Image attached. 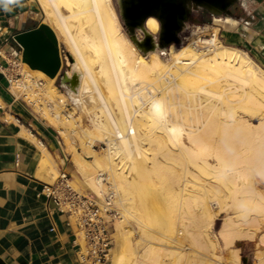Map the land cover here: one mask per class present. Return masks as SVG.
<instances>
[{"label":"bare ground","instance_id":"1","mask_svg":"<svg viewBox=\"0 0 264 264\" xmlns=\"http://www.w3.org/2000/svg\"><path fill=\"white\" fill-rule=\"evenodd\" d=\"M36 1L69 48L73 67L62 77L70 96L79 101L86 89L99 101L98 111L89 110L92 127L83 129L84 150L76 152V159L89 190L102 195V177L108 173L116 191L125 219L113 232L111 264L152 257L157 232L167 244L177 243V226L188 231L192 204L202 220L196 237L200 246L217 248L207 231L216 207L231 213L220 229L225 245L257 237L264 264V194L256 187L257 179L264 181V71L245 52L222 44L217 33L181 47L179 38L167 50L160 47L161 21L155 16L138 28L142 39L135 33L129 37L113 0ZM193 6L197 4L186 1L187 15ZM157 46L163 49L157 51ZM28 69L44 80L45 95L55 101L53 80ZM19 87L24 83L13 88L15 94ZM70 117L48 119L67 141L75 140ZM28 138L35 141L31 134ZM95 139L107 145L103 158L94 152ZM42 150L43 169L52 171L44 145ZM91 155V169L85 170L82 162ZM47 184L54 190L53 183ZM126 224L137 225L140 240H134ZM78 241L83 244L82 237ZM142 243L144 254L137 250ZM240 250L231 255V264H241Z\"/></svg>","mask_w":264,"mask_h":264},{"label":"crops","instance_id":"2","mask_svg":"<svg viewBox=\"0 0 264 264\" xmlns=\"http://www.w3.org/2000/svg\"><path fill=\"white\" fill-rule=\"evenodd\" d=\"M10 8L5 11L0 5V263L76 264L82 244L77 223L46 195L49 182L40 176L46 173L39 142L49 154H61L56 131L10 87V60L17 57L14 51L21 53L14 37L40 21L31 0ZM204 9L193 6L188 18L201 20ZM216 18L222 20L218 29L226 46L245 52L264 71V0H237Z\"/></svg>","mask_w":264,"mask_h":264},{"label":"rangeland","instance_id":"3","mask_svg":"<svg viewBox=\"0 0 264 264\" xmlns=\"http://www.w3.org/2000/svg\"><path fill=\"white\" fill-rule=\"evenodd\" d=\"M31 1L34 5V11L36 13V17L38 18L40 23L44 22L50 25L42 6L36 0H31ZM113 4L117 11L119 20L121 22L123 32L129 37H130V34L135 33L138 35L140 39H142L144 37V34L140 32L138 28L135 29L134 32H131L130 28L125 23V20L121 14L122 10H121L120 0H113ZM223 16L224 14L213 13L212 11H209L208 9L207 10L204 9L200 11L201 20H198L196 16H193V15L190 16V18H188L184 22L182 28L178 31L177 36L180 39V42L176 44L179 47H181L188 43H192L193 40L197 39L198 37L210 38L213 33H217V38L220 39L222 44L226 45L220 37V29H218V27H220L222 24V20L220 18H216V20L214 21L215 17H223ZM58 40L60 43L61 54L63 57L62 69L55 79H50L46 75V77L49 80H54L53 84L57 88L58 93L56 94L55 101L50 100L45 95V91L41 85V83L44 80H42V78L40 79V77H38L37 74L29 73L30 72L28 69L29 67L22 62V58H20L22 54L19 51H18V54L15 51L13 52L14 55L18 57V61H17V57L11 58L10 60V65H11L10 73H9V79L11 80L10 87H11L12 92L14 93L13 88L18 86L19 82H23L25 87L24 88L19 87L20 93L19 94L14 93V94L20 100H23L25 103H27L28 106L31 109H33V112L37 115V117H39V119L43 120V122L46 125H49L51 128L55 129L56 131L57 140L59 142L58 143L59 148L61 149V154L59 153H56V155L49 154V157H50L49 162L52 166V171L45 170L46 175L40 174V176L46 178L49 183H53V188H55L57 192L56 194H59L61 196H63L64 194L63 193L64 191L61 190L62 186L60 185V177L63 172L68 173L69 185L74 191L84 194V195H96L94 192H92L86 187L85 185L86 180H87L85 178L86 176L83 175V173H80L78 171L76 152L84 150L81 143L83 142L82 141L83 138L84 140L86 139L84 136L85 134L82 131L84 128L85 129L87 128L89 130L92 127V121L90 118L93 112L89 110L98 111L99 101L98 100L96 101L95 99H93L90 93H88L86 89L83 92H85L87 95L81 92L82 93L80 95L81 98L80 96L77 98L79 101L77 100L75 101L76 97L70 96L69 91H67L68 86L63 84L62 76H64L65 73L71 70L73 66L70 65V63L72 61L70 60L68 56V54L70 53H69V48L67 44L62 39H59V37H58ZM156 41L158 42L160 47H167V45L161 44L159 35L156 38ZM160 47L157 46V51L163 49ZM165 49L167 50L168 47ZM139 52H141V50H139ZM87 98L89 99L92 98L93 100L92 99L91 100L93 102L92 101L90 102V100ZM94 100H95V103H94ZM59 101H64V103L63 104L59 103ZM92 103H94L95 105L94 104L92 105ZM83 104L85 105L86 108L84 107ZM93 106H95L96 108ZM82 109L84 110L82 111ZM56 114H60L62 119L63 118L71 119L70 115H72V118L75 123V129H76V132H72V134L75 137V140L69 138V141H67V137L65 136L64 133H61L58 128L49 124L48 119L50 118L52 120H56L55 119ZM258 119L259 118H256L255 122H257ZM23 129L27 131L25 128ZM33 142L38 143L36 139ZM39 143L42 146L41 147L42 149L43 144L41 142ZM106 148H107V145L104 142L98 139H95V148H94L95 151L94 152L99 158L104 157V150ZM84 159L85 161L83 160L82 164L87 165L84 167L85 170H90L91 169V167L89 166L90 161L94 160V156L91 155V157L88 159L84 157ZM104 175L106 178L109 177L108 173H105ZM107 181L111 183L110 180L107 179ZM256 187L261 193L264 194V181L261 178L257 179ZM103 189H106V185L104 182H103ZM156 204L157 206L159 204L158 207H162V205L159 202H157ZM115 205H116L117 210L120 212L121 217L115 222L114 232L116 231V227H117L116 225H118L119 222L125 219L121 212V206L117 204L116 202H115ZM192 205L193 206L189 207L191 209L188 210V212L191 215V218L188 221V225H189L187 228L188 231L182 228L181 224L178 225L179 227L177 226L178 242L174 244L170 242L171 244H167L169 242L166 240H163L164 239L163 235H161L159 232L155 233V239H154L155 244H154V241L152 243L153 244L152 246L155 245L153 248L155 249L154 250L155 252L153 253L152 257H148L146 260H144L141 256L138 257L137 264H145V263L146 264H231L232 262L231 255H233V253L235 252L237 248L241 249L240 250L241 264H260L262 257L260 256V253H259L261 251H260V248L258 247L257 237H255L253 240L238 239L237 241H235L234 244L230 246H226L225 243L222 241V238L220 235L221 234L220 229H221V226L224 224V222L227 220L226 218H229L231 214L229 213L230 211L229 212H219L218 208L216 207L213 209V214L216 216L214 218L215 219L214 224L212 223L211 225L212 227L210 226L211 230L203 229V231L207 230L209 232L210 237L217 243V248L213 251L212 248H211L212 250L210 248L207 249L208 247L205 244H202V246H200L201 244L197 243L196 237H199L202 231V229L199 228V223H202L201 222L202 220H201L198 207L194 204ZM61 209L63 210L64 208L62 207ZM72 221L75 223V218L74 219L72 218ZM125 226H126V229H128L129 232H131V234L133 235L134 240L136 241L140 240L141 237L139 233L138 232L136 233V231L134 230V227L135 229H137L136 224H134V227L130 224H126ZM145 244L146 243H142L141 246L137 247V250L140 254L145 253L146 249L143 248L144 247L143 245ZM166 245H170V246H166ZM203 254H205V256ZM126 259L128 261L127 263H129L130 260L132 259L130 252H127ZM214 259L216 260V262Z\"/></svg>","mask_w":264,"mask_h":264},{"label":"water","instance_id":"4","mask_svg":"<svg viewBox=\"0 0 264 264\" xmlns=\"http://www.w3.org/2000/svg\"><path fill=\"white\" fill-rule=\"evenodd\" d=\"M122 17L131 32L141 27L146 18L155 16L161 21L159 33L162 45L177 41V33L188 19L187 0H121ZM217 14L230 11L237 0H190ZM22 62L32 70H39L52 79L60 73L63 65L60 43L53 28L47 23L17 33L14 37ZM69 58L70 55L68 54ZM1 264V263H0Z\"/></svg>","mask_w":264,"mask_h":264},{"label":"built area","instance_id":"5","mask_svg":"<svg viewBox=\"0 0 264 264\" xmlns=\"http://www.w3.org/2000/svg\"><path fill=\"white\" fill-rule=\"evenodd\" d=\"M215 33L211 37H214ZM11 81V80H10ZM106 189L101 196L84 195L74 191L69 185L68 173L63 172L60 185L63 196L56 189L45 193L56 205L75 218L83 244L80 245L76 264H111L110 251L114 246L113 232L115 222L121 217L117 210L116 191L112 183L102 177Z\"/></svg>","mask_w":264,"mask_h":264},{"label":"clouds","instance_id":"6","mask_svg":"<svg viewBox=\"0 0 264 264\" xmlns=\"http://www.w3.org/2000/svg\"><path fill=\"white\" fill-rule=\"evenodd\" d=\"M21 0H0V5L3 6L5 11H10L11 5H20Z\"/></svg>","mask_w":264,"mask_h":264},{"label":"flooded vegetation","instance_id":"7","mask_svg":"<svg viewBox=\"0 0 264 264\" xmlns=\"http://www.w3.org/2000/svg\"><path fill=\"white\" fill-rule=\"evenodd\" d=\"M120 4H121V10L123 9V7H122V1L120 0ZM122 14V13H121ZM151 18V17H150ZM149 19V18H148ZM147 19V20H148ZM147 20H146V22H147ZM146 22H145V24H146ZM145 26V25H144ZM140 30V29H139ZM155 38H156V36H155ZM153 51V50H152ZM151 52V51H150Z\"/></svg>","mask_w":264,"mask_h":264}]
</instances>
